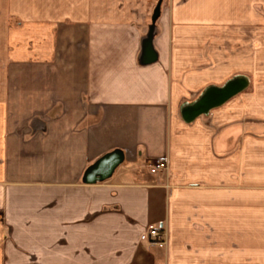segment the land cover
I'll use <instances>...</instances> for the list:
<instances>
[{"label": "crops", "instance_id": "obj_1", "mask_svg": "<svg viewBox=\"0 0 264 264\" xmlns=\"http://www.w3.org/2000/svg\"><path fill=\"white\" fill-rule=\"evenodd\" d=\"M0 212L53 264H264V0H0Z\"/></svg>", "mask_w": 264, "mask_h": 264}, {"label": "rangeland", "instance_id": "obj_2", "mask_svg": "<svg viewBox=\"0 0 264 264\" xmlns=\"http://www.w3.org/2000/svg\"><path fill=\"white\" fill-rule=\"evenodd\" d=\"M16 28L20 25H14ZM1 213V212H0ZM1 216V214H0ZM0 220V246L6 240L8 244L12 246L8 248V251L1 258L0 264H53L50 261L53 260V251L50 249L46 250V253L41 255L38 252V248L34 245V239H38V232H28L29 234L23 233L22 229L18 226H11V228H6ZM4 248L0 247V249ZM45 257V258H44ZM45 261H43L44 259Z\"/></svg>", "mask_w": 264, "mask_h": 264}, {"label": "built area", "instance_id": "obj_3", "mask_svg": "<svg viewBox=\"0 0 264 264\" xmlns=\"http://www.w3.org/2000/svg\"><path fill=\"white\" fill-rule=\"evenodd\" d=\"M167 169L165 161H155L149 167V173L156 175L164 172ZM140 240L145 242L148 246L162 248L165 245V237L162 230L155 226H149L143 234L140 235Z\"/></svg>", "mask_w": 264, "mask_h": 264}, {"label": "water", "instance_id": "obj_4", "mask_svg": "<svg viewBox=\"0 0 264 264\" xmlns=\"http://www.w3.org/2000/svg\"><path fill=\"white\" fill-rule=\"evenodd\" d=\"M119 157L120 153L118 152H113L102 157L88 170L86 177H90L91 179L90 181H86L87 179H85V182L93 183L107 178L112 170L119 164Z\"/></svg>", "mask_w": 264, "mask_h": 264}]
</instances>
